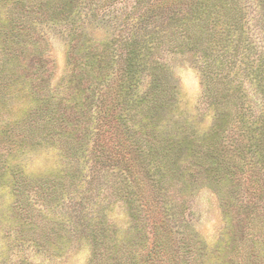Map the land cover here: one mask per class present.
Wrapping results in <instances>:
<instances>
[{"label":"trees","instance_id":"trees-1","mask_svg":"<svg viewBox=\"0 0 264 264\" xmlns=\"http://www.w3.org/2000/svg\"><path fill=\"white\" fill-rule=\"evenodd\" d=\"M181 56L200 72L206 129L181 106ZM41 147L60 162L35 172ZM6 175L46 250L69 239L90 245L87 264H264V0H0ZM203 187L222 211L212 242L189 217Z\"/></svg>","mask_w":264,"mask_h":264},{"label":"rangeland","instance_id":"rangeland-1","mask_svg":"<svg viewBox=\"0 0 264 264\" xmlns=\"http://www.w3.org/2000/svg\"><path fill=\"white\" fill-rule=\"evenodd\" d=\"M53 51L62 68L65 46L61 40L54 41ZM173 69L180 83L182 108L200 129H206L212 123V112L199 103L203 91L200 72L185 56L174 59ZM59 158L56 148L41 147L27 165L35 172L52 170L59 164ZM3 178L0 181V264H87L91 255V247L87 242L78 244L66 239L60 252H52L37 246L26 236V224L14 207L16 195L6 182L7 175ZM190 205L189 217L195 228L208 242L215 241L223 226L221 206L215 193L203 187L190 198ZM116 211L118 222H125L123 208L118 207ZM20 230L21 233L18 232ZM52 249L56 247L52 245Z\"/></svg>","mask_w":264,"mask_h":264}]
</instances>
